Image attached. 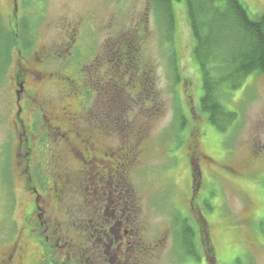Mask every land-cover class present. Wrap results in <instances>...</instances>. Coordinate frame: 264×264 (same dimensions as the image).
Wrapping results in <instances>:
<instances>
[{
    "label": "rangeland",
    "instance_id": "obj_1",
    "mask_svg": "<svg viewBox=\"0 0 264 264\" xmlns=\"http://www.w3.org/2000/svg\"><path fill=\"white\" fill-rule=\"evenodd\" d=\"M241 2L252 18L264 14V0ZM16 3L17 10L0 0V16L6 26L13 17L29 29L30 44L20 42L19 51L30 65L40 62L34 67L36 78L38 73L49 77L39 96L57 106L64 98L74 112L92 114L95 127L114 128L110 138L100 141L109 151L118 148L120 159L130 155V165L123 162L140 207L138 220L150 239L166 237L162 264H206L176 246V221L188 216L191 170L200 175L194 182L200 186L197 205L210 227L213 264H264V76L250 75L237 90L224 91L221 102L237 119L222 134L199 110L201 80L184 3H172L168 39L167 18L146 0ZM15 50L0 74V223L9 221L13 207V218L20 221L30 203L19 176L23 166L12 158ZM176 62L178 77L172 71ZM35 77H26L29 94ZM180 115L186 118L184 128L177 121ZM193 146L207 159L197 161L189 151ZM75 161L71 157L69 165L75 167ZM83 202L78 194L69 204Z\"/></svg>",
    "mask_w": 264,
    "mask_h": 264
},
{
    "label": "flooded vegetation",
    "instance_id": "obj_2",
    "mask_svg": "<svg viewBox=\"0 0 264 264\" xmlns=\"http://www.w3.org/2000/svg\"><path fill=\"white\" fill-rule=\"evenodd\" d=\"M9 1L17 10L16 1ZM39 63L30 65L19 55L12 76L10 125L17 140L12 158L23 166L19 176L30 203L20 221L14 220L13 207L9 221L0 223V264H162L166 237L150 239L138 220L140 207L124 163L127 160L130 165V155L120 159L118 148L109 151L100 141L110 138L114 128L95 127L90 122L92 114L74 112L64 98H59L57 106L39 96L49 81L45 74L35 77ZM26 77L36 78L32 94L25 90ZM107 98L114 101L113 94ZM43 138L53 141L46 143ZM40 139L44 142L39 143ZM189 151L197 155V161L207 159L194 146ZM71 157L75 167L69 165ZM191 165L195 164L191 161ZM196 179L200 175L191 172L188 216L178 228L193 232L186 255L213 264L215 250L210 227L197 205ZM78 194H83L84 202L70 206V198ZM180 242L176 239L179 248Z\"/></svg>",
    "mask_w": 264,
    "mask_h": 264
},
{
    "label": "trees",
    "instance_id": "obj_3",
    "mask_svg": "<svg viewBox=\"0 0 264 264\" xmlns=\"http://www.w3.org/2000/svg\"><path fill=\"white\" fill-rule=\"evenodd\" d=\"M146 1L158 16L163 20L167 18V39L173 32L172 3H184L193 42L191 55L198 66L201 80L199 110L213 128L222 134L227 133L237 115L225 110L221 102L224 91L237 90L250 75L264 76V14L252 18L241 0ZM12 20L13 17H10V25L6 26L0 16V74L1 68L7 67L11 52L18 49L15 50L16 56H21L20 42H24L23 46L30 44L29 29L24 23L12 27ZM134 51L137 54L138 50ZM172 71L178 77L177 62L173 63ZM185 119L178 116L181 128L186 124ZM192 173L199 176L195 170ZM205 207L210 209L209 205ZM178 237L183 251L191 247L190 241L194 238L191 229L179 228ZM193 257L199 259L197 255Z\"/></svg>",
    "mask_w": 264,
    "mask_h": 264
},
{
    "label": "water",
    "instance_id": "obj_4",
    "mask_svg": "<svg viewBox=\"0 0 264 264\" xmlns=\"http://www.w3.org/2000/svg\"><path fill=\"white\" fill-rule=\"evenodd\" d=\"M16 0H14V2H15Z\"/></svg>",
    "mask_w": 264,
    "mask_h": 264
}]
</instances>
